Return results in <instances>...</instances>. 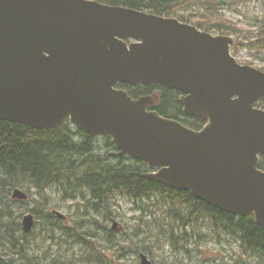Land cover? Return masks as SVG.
I'll list each match as a JSON object with an SVG mask.
<instances>
[{"label": "water", "instance_id": "1", "mask_svg": "<svg viewBox=\"0 0 264 264\" xmlns=\"http://www.w3.org/2000/svg\"><path fill=\"white\" fill-rule=\"evenodd\" d=\"M127 39L135 42L128 45ZM234 40L176 18L94 0H0V121L50 129L66 119L110 137L146 177L264 228V72ZM182 92L196 131L149 109L119 83ZM13 198L26 200L20 189ZM62 216V215H60ZM25 232L33 214L22 220ZM116 228V225H114ZM141 264H153L145 254Z\"/></svg>", "mask_w": 264, "mask_h": 264}, {"label": "trees", "instance_id": "2", "mask_svg": "<svg viewBox=\"0 0 264 264\" xmlns=\"http://www.w3.org/2000/svg\"><path fill=\"white\" fill-rule=\"evenodd\" d=\"M97 1L175 17L202 30L238 36L237 28L218 15V11L224 4L254 0ZM195 7H199L198 12L187 15V11L195 10ZM256 26V39L243 45L264 49V14ZM119 87L135 99L151 96L150 108L164 117L177 119L195 129L204 125L202 120L184 113L181 93L176 90L161 84L121 83ZM257 106L264 108V98ZM103 139L105 146L98 143L99 138L73 126L68 120L52 129L0 122V221L4 224L0 226V264H14L15 255L21 252L26 255L28 245L31 247L29 260L34 264H117L127 249L137 255L145 253L152 259L154 249L147 241L157 242L163 251L165 246L169 247L175 260L168 264H185L194 259L199 264H264V228L257 224L254 216L223 212L196 200L188 192H179L146 178L145 174L151 169L149 166L120 155L108 137ZM259 168L264 170V157ZM54 186L59 188L64 199L82 200L81 203L91 209L95 218L100 215L108 219L112 213L117 214L115 199L124 198L137 214L136 230L143 232L123 236L107 227L102 230L104 235L95 236L92 233L95 230L84 232L76 225L67 227L48 210L39 214L44 219L39 224L48 222L57 227L59 232H63L60 233L62 238H71L75 242L74 247L80 246L82 256L76 259L73 254L71 258L69 254L58 252L53 259L40 257L33 236L30 238L22 232L21 223L17 220L19 215L13 209L16 205L26 207L27 202L14 200L11 194L15 188L29 192L35 189L38 194L33 200L34 206L48 209L45 192ZM27 209L38 215L34 208ZM7 228L9 248L4 247ZM43 231L52 234V239L56 237L53 229ZM98 238L100 241L96 242ZM130 241L135 249L130 246ZM210 244H229L231 261H225L226 255L221 249L216 250L218 253L215 255L207 254V249L212 250ZM234 244L238 245L237 248Z\"/></svg>", "mask_w": 264, "mask_h": 264}, {"label": "rangeland", "instance_id": "3", "mask_svg": "<svg viewBox=\"0 0 264 264\" xmlns=\"http://www.w3.org/2000/svg\"><path fill=\"white\" fill-rule=\"evenodd\" d=\"M199 7H195L193 9H190L187 11V15L190 13H197ZM218 11V10H217ZM221 15L223 19H226L229 24L234 25L238 30V36L235 34H231L230 37L235 39V44L232 45V51L237 58V60L244 65H250L253 67H256L262 71H264V49L255 48V47H246L243 44L248 43L250 40H255L258 36L256 26L257 21L262 18L264 14V0H254L251 2L243 3L239 2L233 5H227L224 4L220 11H218V15ZM194 17V16H192ZM237 34V33H236ZM247 36V37H246ZM105 140L101 139L98 141L99 144L104 145ZM105 146V145H104ZM32 194V200H34L37 196V191L35 189H31ZM48 196V204L47 208L43 207H37L34 206L33 203H29L27 207H20L16 205L13 207L15 210L16 215L18 216V222L21 223V217L24 211L27 208H30V206H33L34 210L38 213L35 214L36 217V224L39 226L37 229H35L33 233V238L36 242V248L37 250L43 251L42 256L48 259H53L58 251L63 252L65 254H69L72 258V254L74 255V258H80L82 256L81 249L79 245H76L74 247V240L71 238H68L66 240V237H63L60 235L59 229L55 226H52V224L48 222H44L43 225H40L39 222H43L41 216L39 214H45L48 212V210H57L67 216V221H65L63 224H65L67 227H72L74 225L79 226V229L88 232L93 231L92 233L95 236H102L104 235V232L102 230L106 229L107 227H111L113 222L116 221L118 225H120L119 229L116 230V232L119 235L126 236L129 234L130 236H133L132 233H141L143 231L136 230L137 226H134L135 223H137V214L132 211V207L127 201L122 197H117L115 201L117 202L115 204L117 211L116 213H112L110 218L106 219V216H100L97 215L96 218L92 217L95 216V214L92 213L91 209L89 207H86L83 205L82 200H70V199H64L62 197L61 192L59 191V188L57 187H51L45 192V196ZM23 210H22V209ZM31 211V210H30ZM33 213V211H31ZM28 213V212H25ZM99 214V213H98ZM98 222H97V221ZM3 221H0V226L4 225L2 223ZM7 223V221H5ZM45 230H52L55 233V236L53 239L51 238L52 234H48ZM7 235L5 236L4 240V247L9 248L10 246V240H9V234H8V228L6 230ZM100 238V237H99ZM97 239L96 242H99L100 239ZM102 240V239H101ZM25 241L27 239L25 238ZM128 242V239H126ZM29 242V241H28ZM102 243V242H101ZM130 246L133 247L132 242L130 241ZM147 244H152V247L154 249V253H152L153 260L157 264H168L173 263L175 260L173 255L170 252V249L168 246L164 247V251L162 248L158 245L157 242H148ZM237 244H234V247L237 248ZM211 251L207 249V254H213L218 253V251L221 249L222 252H224V255H226V262L231 261L232 255L231 253V246L229 244H225L224 246H217L215 244H210ZM227 249H226V248ZM135 249V247H133ZM27 254L25 255L24 252H21V254H16L15 259L13 261L14 264H26V263H33L28 255V252L31 251V247H27L26 249ZM47 252V253H45ZM136 252H133L130 249H127V252L124 255V258L122 260H117V264H140L139 258L135 254ZM221 254V253H219ZM222 261H220L221 263ZM232 263V262H231ZM34 264V263H33ZM36 264V262H35ZM185 264H199V261L197 259H194L192 261H186Z\"/></svg>", "mask_w": 264, "mask_h": 264}, {"label": "bare ground", "instance_id": "4", "mask_svg": "<svg viewBox=\"0 0 264 264\" xmlns=\"http://www.w3.org/2000/svg\"><path fill=\"white\" fill-rule=\"evenodd\" d=\"M16 189H23V188H15V189L13 190V192H14ZM24 190H26V189H24ZM13 192H12V194H11L12 199H13ZM34 215H35V214H34ZM35 218H36V217H35Z\"/></svg>", "mask_w": 264, "mask_h": 264}]
</instances>
